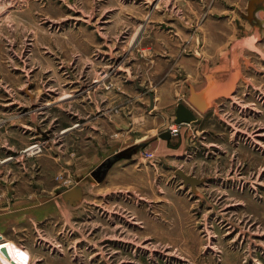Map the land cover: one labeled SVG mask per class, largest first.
I'll return each mask as SVG.
<instances>
[{
    "label": "rangeland",
    "instance_id": "obj_1",
    "mask_svg": "<svg viewBox=\"0 0 264 264\" xmlns=\"http://www.w3.org/2000/svg\"><path fill=\"white\" fill-rule=\"evenodd\" d=\"M162 1L0 0V231L38 264H264V0L198 1L188 28ZM210 23L243 45L213 100Z\"/></svg>",
    "mask_w": 264,
    "mask_h": 264
},
{
    "label": "crops",
    "instance_id": "obj_2",
    "mask_svg": "<svg viewBox=\"0 0 264 264\" xmlns=\"http://www.w3.org/2000/svg\"><path fill=\"white\" fill-rule=\"evenodd\" d=\"M163 1H164V3H162ZM163 1L161 2L159 8L155 12L151 13V17H153L154 15H157L159 9L162 6H165V9H161V12H160V15H159L160 16L159 22L160 21H166L168 19H173V20H176V23L168 24V27H172V26L174 27L177 24H179V25H183L184 27L188 28L190 26H193L192 20L195 19V17H197L201 13L200 4H198V1H201V4L204 7L208 3L209 0H192V1L188 0L189 6H190V10L188 9L187 12H185V14H182V17H176V19L173 16V11L175 9L178 10L177 13L178 12L184 13V11H180V7L176 8V4L175 3L174 4L171 3L170 0H163ZM178 1L179 0H177V2ZM250 3H251L250 0H247L246 6L252 5ZM170 4H172V5H170ZM169 7H171V8L168 9ZM149 11H152V10L149 9ZM162 12H164V13L161 15ZM148 15H150V14H147V16ZM190 18H192V19H190ZM185 22H187V24ZM222 28H223V26H219V24H213V23L208 24L207 30L202 34V40H203L202 42L206 43L205 47H207V49H211L212 51H215L216 53H219V51L221 49V46L226 47V48L229 47V46H226V45H222V40L224 38H221V36L217 33V29L222 30ZM198 40L199 39H196L194 41V45L197 44ZM229 48H230L229 51H228L229 54L227 53V56L223 60V61H225V63H224L225 65L220 62L219 63L220 65L218 67L212 69L213 72H210L209 75H208V73L205 74V77H207V76L210 77L208 79L207 87H209V89H210L209 98L212 99V100L218 94H220V93L222 94V93H224L226 91V89L223 90V87L225 85H227L229 83L233 84L234 80L237 79L236 77H234L235 74L232 73V66L233 67L237 66L236 64L239 61V59L241 58V53L243 51V45H242V43L240 41H238V42L234 43L233 46H231ZM209 52H210V50H209ZM191 65L192 64L190 62H187L185 68H190ZM199 70H200V68H199ZM196 76L198 78L199 72H198V74L196 73ZM186 78H187V80H185L184 83L193 84L192 83L193 80L189 79V78L193 79L192 72H190V74L188 76H186ZM224 80H225V84H223V82H222ZM197 83L200 84V85L206 84V83H204L202 81H198ZM201 89H203V88L202 87L197 88V90H201ZM6 215L4 214L3 216H1L3 218V220H6V218L8 217V215L7 216ZM5 222L9 223L8 221H2L3 224L0 223V230H1V226L2 225L5 226V224H6ZM4 228H6V227H4ZM2 233L4 234L6 232H1L0 231V237H2V238H0V241H2V240L6 241V242L2 243V244H4L3 247L11 246V243L16 245L17 247H24L23 249H24V251H26L29 254L31 261H34V260L35 261H39V259H38L39 257L38 256H34L33 250L28 246V244L24 243L25 241L20 236L19 237L18 236L17 237H10V236L9 237H4L2 235ZM9 249L10 250L7 253L12 255V249L11 248H9ZM23 258H24L23 255H19V256H15V257L12 256L11 259L16 264H18V263L21 264V263H24V261H25V259H23ZM15 259H17V260L15 261Z\"/></svg>",
    "mask_w": 264,
    "mask_h": 264
},
{
    "label": "water",
    "instance_id": "obj_3",
    "mask_svg": "<svg viewBox=\"0 0 264 264\" xmlns=\"http://www.w3.org/2000/svg\"><path fill=\"white\" fill-rule=\"evenodd\" d=\"M196 121L195 115L186 107L183 105H179L178 107V113L177 118L175 120V123L178 125L181 124H190ZM163 139H170V134L166 133L162 136Z\"/></svg>",
    "mask_w": 264,
    "mask_h": 264
},
{
    "label": "built area",
    "instance_id": "obj_4",
    "mask_svg": "<svg viewBox=\"0 0 264 264\" xmlns=\"http://www.w3.org/2000/svg\"><path fill=\"white\" fill-rule=\"evenodd\" d=\"M26 264H38V262L37 261H30L29 260V262H27Z\"/></svg>",
    "mask_w": 264,
    "mask_h": 264
},
{
    "label": "bare ground",
    "instance_id": "obj_5",
    "mask_svg": "<svg viewBox=\"0 0 264 264\" xmlns=\"http://www.w3.org/2000/svg\"><path fill=\"white\" fill-rule=\"evenodd\" d=\"M37 147L31 148L29 152L33 153V150H35Z\"/></svg>",
    "mask_w": 264,
    "mask_h": 264
}]
</instances>
